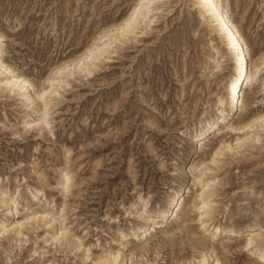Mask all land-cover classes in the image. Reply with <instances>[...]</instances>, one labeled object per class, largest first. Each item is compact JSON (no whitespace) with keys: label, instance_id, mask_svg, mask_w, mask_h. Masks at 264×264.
Instances as JSON below:
<instances>
[{"label":"rangeland","instance_id":"1","mask_svg":"<svg viewBox=\"0 0 264 264\" xmlns=\"http://www.w3.org/2000/svg\"><path fill=\"white\" fill-rule=\"evenodd\" d=\"M136 1L0 0V222L13 225L11 199L19 219L34 217L20 233L0 234V264H105L98 257L117 249L114 264H256L264 250V123L222 128L202 150L193 147L230 76L219 31L195 0H148L128 31ZM222 1L259 62L264 0ZM20 74L34 91L50 90L31 104L4 79ZM263 85L264 69L245 90L239 120L264 111ZM239 137L242 147L210 162L221 141ZM187 155L196 166L181 210L156 223L151 239L131 242L183 194ZM202 188L215 194L198 210ZM251 235L257 241L244 249ZM211 244L214 254L202 257Z\"/></svg>","mask_w":264,"mask_h":264},{"label":"bare ground","instance_id":"2","mask_svg":"<svg viewBox=\"0 0 264 264\" xmlns=\"http://www.w3.org/2000/svg\"><path fill=\"white\" fill-rule=\"evenodd\" d=\"M153 1V0H149ZM148 0H137L132 12L128 16V18L125 20L127 22V30L132 31L134 30L135 25H138L139 23V17L141 15H144L147 13V4L149 2ZM225 2V1H224ZM222 0H195V3L198 5V7L201 9L203 13H205L209 17V21L212 23V25L216 28L217 31H219L221 38L223 42L225 43L227 47V54L230 59L231 63V71L229 79L226 82L225 85V93L223 96H220L216 100V112L214 115H212L210 118H206L199 126V131L195 135L193 139V147L196 149H203L205 145V141L209 139L211 136H214L216 132L220 131L222 128H230L232 132H244L247 129H251L255 125L259 123H264V111L261 113L258 112L250 119H243L239 120V115L242 113L244 106H245V90L248 86H251L252 83L255 81V79L259 76L262 69H264V53L258 58L259 62L252 61V55H251V49L248 44V41L243 36L240 28L234 22L231 17L228 14L226 5L224 4ZM147 16V15H146ZM125 30V31H127ZM5 36L0 34V53L2 51V44L1 41L4 40ZM2 39V40H1ZM105 46L100 47V49L103 51ZM217 51V50H216ZM221 58V57H220ZM215 59V57H214ZM254 60V59H253ZM257 60V61H258ZM220 62V61H219ZM63 65H68L67 63L62 64L58 68L60 69ZM3 65L0 63V70L2 69ZM1 72V71H0ZM7 84L10 86H17L21 92V96L23 98H26L28 101H30L31 104L37 103L39 101L41 94L46 93L48 88H45L44 86L34 91V86L30 82V80L23 75H14L11 79L9 77L4 78ZM33 86V87H32ZM264 88V85H263ZM33 90V93H28V91ZM263 100V99H262ZM42 109L40 108L37 111L42 113ZM45 123V122H44ZM47 124V123H45ZM237 142H223L221 141L220 147L213 153L211 156L210 162L213 163L215 161V157L222 153L223 149L230 148V149H239L242 147L246 142L247 139L244 137L237 138ZM190 150V149H189ZM189 152V151H188ZM195 165V160L192 159L191 155H187L181 165V169L185 175V178L183 179L182 188L179 191H182V195L180 196V193L174 198V195L171 197L169 201V206L166 210L159 211L157 214L151 215L147 218V226L141 231L140 227L137 228L135 231H132L129 235L131 237V242L137 241V242H146L147 240L151 239L153 236V232L155 229L156 223L159 221H162L166 219V217H172L176 216V214L181 210V202L180 198L184 196L187 186L189 185L190 178H193L194 172L193 169ZM180 167V166H179ZM69 181V173L67 171L62 172L60 176V183H66ZM212 180L209 179L206 182L204 181L202 183V186H210V182ZM193 182V180H192ZM184 186V187H183ZM213 189V188H212ZM177 191V193L179 192ZM189 192V191H188ZM176 193V194H177ZM215 194L211 189L202 188L201 196L202 203L199 205H193L195 209L198 210H204L206 207L204 205L205 200L210 201L211 197ZM34 197V196H33ZM177 198V199H176ZM39 201L38 197H34V202L37 203ZM5 206H9V211L11 212L12 222L13 225H6L5 221L0 222V228L2 230L1 235L4 236L5 233L8 231L13 232L12 230H17L18 233L21 232V229L23 225L28 223L29 221L33 220L34 217H32V213L25 215L21 219H19L18 212H17V199H11V200H5ZM36 214V213H33ZM184 223V222H183ZM17 224V226L15 225ZM215 229V230H214ZM214 234L221 235L224 233V236L226 238H229L227 236L233 235V229L226 228L221 230L219 227H215ZM139 230L141 231L139 233ZM235 230V229H234ZM257 232V231H256ZM253 234V233H252ZM255 234V233H254ZM62 236L64 234H61ZM258 235V232L255 234V236ZM125 232H119L118 238L124 239L126 238ZM253 236V235H251ZM263 237V236H262ZM257 239V238H256ZM255 237H250L244 241L243 248L244 249H251L253 247V242L256 240ZM259 239V238H258ZM189 240H192V243L198 244V245H205L202 241V239H194L189 238ZM257 241V240H256ZM256 243V242H255ZM214 244L209 245L207 248V251L202 255V257H207V255L212 256L214 253ZM222 246V245H221ZM223 247V246H222ZM259 247V246H258ZM123 248H125V245H123ZM147 246L143 245L139 247V252L146 251ZM256 249V248H255ZM253 250V249H252ZM258 250V249H257ZM257 250H254V253H256ZM226 251V250H225ZM120 249L117 250H110L107 255L105 256H99L98 259L102 260L105 259V264H108L107 256H110L111 264H114L115 261H117L118 257L120 256ZM261 253H264V250L258 251L256 255V264H264V259L261 258ZM105 257V258H104ZM203 261L202 259L199 260V263ZM218 261V260H217ZM204 264V263H201Z\"/></svg>","mask_w":264,"mask_h":264},{"label":"snow or ice","instance_id":"3","mask_svg":"<svg viewBox=\"0 0 264 264\" xmlns=\"http://www.w3.org/2000/svg\"><path fill=\"white\" fill-rule=\"evenodd\" d=\"M260 255H261V258L264 259V253H261Z\"/></svg>","mask_w":264,"mask_h":264}]
</instances>
